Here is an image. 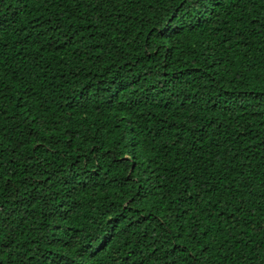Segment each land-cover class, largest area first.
Returning a JSON list of instances; mask_svg holds the SVG:
<instances>
[{"label": "trees", "instance_id": "obj_1", "mask_svg": "<svg viewBox=\"0 0 264 264\" xmlns=\"http://www.w3.org/2000/svg\"><path fill=\"white\" fill-rule=\"evenodd\" d=\"M0 264H264V0H0Z\"/></svg>", "mask_w": 264, "mask_h": 264}]
</instances>
